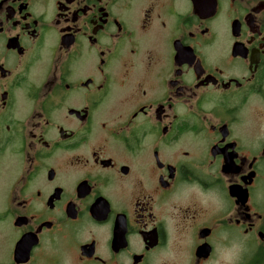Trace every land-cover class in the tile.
<instances>
[{"label":"flooded vegetation","instance_id":"af4514ba","mask_svg":"<svg viewBox=\"0 0 264 264\" xmlns=\"http://www.w3.org/2000/svg\"><path fill=\"white\" fill-rule=\"evenodd\" d=\"M234 237L264 264V0H0V264Z\"/></svg>","mask_w":264,"mask_h":264},{"label":"clouds","instance_id":"9594fccd","mask_svg":"<svg viewBox=\"0 0 264 264\" xmlns=\"http://www.w3.org/2000/svg\"><path fill=\"white\" fill-rule=\"evenodd\" d=\"M193 191H198L197 186H193ZM225 234H221L220 239H227ZM219 264H240L243 256L247 253L248 249L241 238L234 237L230 240L227 246L217 245Z\"/></svg>","mask_w":264,"mask_h":264}]
</instances>
